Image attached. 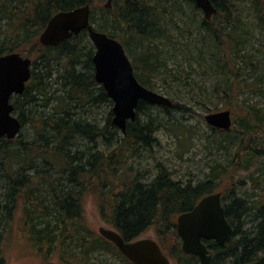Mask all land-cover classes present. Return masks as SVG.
I'll use <instances>...</instances> for the list:
<instances>
[{
	"label": "trees",
	"instance_id": "obj_1",
	"mask_svg": "<svg viewBox=\"0 0 264 264\" xmlns=\"http://www.w3.org/2000/svg\"><path fill=\"white\" fill-rule=\"evenodd\" d=\"M107 1L12 0L10 5L0 8L1 17L8 20L7 30L0 33V57L19 53L32 60L31 80L24 94L14 97L15 113H19L22 130L29 124L37 130V137L31 143L20 140L21 137L12 141L0 138V169L11 179L7 186L11 199L5 205L9 217L19 202L23 209L20 232L37 250L38 257L58 253L67 264H86L82 254L87 256L105 251L116 253L125 263L132 264L99 233L84 232L83 202L89 197L96 202L102 223L118 232L126 242L142 239L153 231L163 253L174 264H199L196 256L186 255L182 250L176 229L177 218L192 211L204 197L221 192L226 219L233 233L223 247L212 241L205 242L213 256V264L255 263L258 255L264 253V179L252 180V190L260 192L261 200L251 202L249 207L245 206L242 191L246 189L251 169L262 167L264 114L261 111L254 107L234 111L244 117L243 121L247 119V133L242 134L239 149L228 165H217L198 184L177 181L159 158L154 159L152 171L132 163L141 151L152 153L160 147L156 138L160 126L158 119L148 116L142 120L139 117L152 105L140 103L137 119L127 125L125 135L112 125V112L101 128L74 120L71 110L111 101L95 81L92 61L95 48L87 31L59 47L40 45L41 33L57 13L90 5L91 25L124 46L137 80L149 90H153L152 80L161 76L166 67L157 54L155 42L169 38V27L173 23L169 21L168 10L176 0H114L111 9L105 7ZM184 1L201 11L193 0ZM211 2L217 14L211 21L203 17L201 26L215 45L211 57L220 69L237 74L232 59L244 46L243 40L237 37L242 6L244 3L251 6L264 39V0ZM83 63L86 70L78 71ZM57 64L63 70L59 80L63 82L67 99H58L52 115L42 118L41 123L34 122V113L30 110L25 115L24 111L37 107L41 101L48 107L54 99L49 97L46 82L53 78L52 68ZM219 80L225 83L220 85V92L232 100L233 81ZM96 90L100 93L98 97H95ZM172 102V108H161L166 113L170 110L191 111L184 104ZM211 130L222 141L236 136L232 130ZM80 138L92 145L89 152H72ZM37 161H41L43 167H37ZM13 166L21 169L17 177L11 171ZM54 171L62 177L56 180ZM12 175L15 179L11 178ZM62 181L66 182L64 187ZM39 216L53 218L56 222L54 229L37 231L35 220ZM248 220L251 226L246 228ZM71 245L81 251L70 253L68 248ZM3 262L0 256V264ZM44 263L48 260L45 259Z\"/></svg>",
	"mask_w": 264,
	"mask_h": 264
},
{
	"label": "rangeland",
	"instance_id": "obj_2",
	"mask_svg": "<svg viewBox=\"0 0 264 264\" xmlns=\"http://www.w3.org/2000/svg\"><path fill=\"white\" fill-rule=\"evenodd\" d=\"M11 1L0 0V8L10 5ZM168 14L170 15L169 21L171 20L173 23L169 27V38L155 42L158 47L157 54L166 67L161 76L152 80V91L186 105L191 111L170 110L169 113H166L161 107L150 106L146 114L139 117L142 120L148 116L158 119L160 126L156 138L160 147L152 153L146 150L141 151L132 160V163L141 169L152 171L155 165L154 159L159 158L174 174L177 181L198 184L217 165H228L239 149V140L242 134L247 133V119L243 121L244 117L234 114V111L248 110L254 107L264 114V39L253 17L251 6L244 3L237 34V37L243 40L244 46L242 45V51L238 56L232 59L234 71L237 73L232 74L230 70H222L217 67L211 57L215 45L208 33L202 30L204 16L201 11H196L184 0H176L175 5L169 8ZM7 25L8 20L3 19L0 15V33H5ZM85 67L86 65L83 63L77 69L78 71L86 70ZM52 70L53 78L46 84L49 97L54 99L48 107H45L44 102L41 101L37 107H29L24 111L25 115H28L31 110L35 115L36 121L34 122L37 123L38 121L41 123L42 118L55 112L58 99H67L64 97L66 94L63 82L59 80V76L63 75L62 68L57 64ZM219 79L233 81L234 92L232 95L234 98L232 100L227 99L220 92V85H225V83ZM99 94V91L96 90L95 97H98ZM223 100L230 106H226ZM11 102L15 105V98ZM223 111L232 113L233 127L231 130L234 131L237 139L222 141L220 137L213 135L211 128L206 123V115ZM111 112L113 114L112 102L89 104L84 108L71 110L75 121L86 122L100 128L106 125ZM14 115L18 117L19 113ZM36 132V128L29 124L22 130L19 139L31 143L37 137ZM89 148L91 149L92 145L87 140L80 138L72 152L87 153L90 151ZM261 156L263 158L260 161L262 167L254 166L251 169L252 173L247 180L246 189L242 191L246 207H249L251 202L261 200L260 192L253 191L251 187L253 179H264V153ZM35 164L39 168L43 167L41 161H37ZM0 165H2L1 161ZM20 170L19 166H13L11 171L17 177L20 175ZM53 174L56 180L62 177L55 171ZM15 175H12L11 178L15 179ZM152 176L153 174H151V178ZM10 181L8 174L0 169V256L5 262L3 264H46L44 263L45 259L56 264H67L62 259V255L58 253H53L46 258L37 256V250L25 240L23 233L20 232L23 209L19 202H16V209L9 217L5 205L11 199L10 188L7 187ZM61 184L64 187L66 182L62 181ZM83 207L84 232L86 234H98L99 227L111 229L102 223L97 204L92 198L84 199ZM39 217H36L35 220L37 231L54 229L56 222L53 218ZM248 223L246 228L251 226L250 220ZM142 238L155 239L153 231ZM68 251L79 253L81 250L71 245ZM82 259L86 264H127L116 253L111 254L105 251H96L87 256L82 254ZM172 264H174L173 261Z\"/></svg>",
	"mask_w": 264,
	"mask_h": 264
},
{
	"label": "water",
	"instance_id": "obj_3",
	"mask_svg": "<svg viewBox=\"0 0 264 264\" xmlns=\"http://www.w3.org/2000/svg\"><path fill=\"white\" fill-rule=\"evenodd\" d=\"M113 1L108 0L105 7L111 9ZM193 1L202 11L206 21H211L217 14L211 0ZM90 16V5L57 13L41 33L39 43L42 47H59L65 41L87 31L95 48L92 60L95 81L102 86L113 103L112 125L125 135L127 125L137 119L140 103L172 108L173 102L141 85L124 46L107 34L96 31L90 23ZM31 69L32 60L19 53L0 57V138L12 141L18 138L22 131V124L14 115L16 107L11 101L14 96L24 94L31 80ZM205 121L209 127L216 130L230 131L233 127L230 111L208 114ZM176 229L186 255L196 256L199 264H213V256L205 242L212 241L223 247L233 233L222 205V193L204 197L192 211L180 215ZM98 233L114 244L132 264H172L155 239L143 238L126 242L118 232L106 227H99ZM253 264H264V255Z\"/></svg>",
	"mask_w": 264,
	"mask_h": 264
},
{
	"label": "flooded vegetation",
	"instance_id": "obj_4",
	"mask_svg": "<svg viewBox=\"0 0 264 264\" xmlns=\"http://www.w3.org/2000/svg\"><path fill=\"white\" fill-rule=\"evenodd\" d=\"M263 255H264V253L259 254V255H258V257H259L258 260H259ZM258 260H257V261H258ZM257 261H256V262H257Z\"/></svg>",
	"mask_w": 264,
	"mask_h": 264
}]
</instances>
